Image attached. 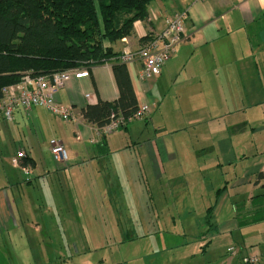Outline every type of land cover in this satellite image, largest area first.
Returning a JSON list of instances; mask_svg holds the SVG:
<instances>
[{"label": "crops", "instance_id": "crops-1", "mask_svg": "<svg viewBox=\"0 0 264 264\" xmlns=\"http://www.w3.org/2000/svg\"><path fill=\"white\" fill-rule=\"evenodd\" d=\"M181 13L183 40L157 77L141 81V61L125 64L137 104L151 108L148 118L97 135L98 128L85 122L81 111L119 97L112 65ZM105 47L118 56L92 67L88 78L69 80L57 93L56 99L72 108L74 121L39 107L28 115L15 110L12 122L0 118V235L16 228L24 194L32 190L27 184L46 188L47 179L55 177L68 187L74 176L100 173L114 205L118 198L111 192L123 191L107 177L116 160L120 168L134 163L144 185L164 180L170 186L173 178L179 182L181 171L192 169L194 158L193 173L202 182L188 185L193 198H201L205 224L192 221L193 231L181 233L186 241L161 251L154 250L165 236L148 233L145 241L149 246L155 241L154 250L132 264H242L245 257L264 264V0H156L149 5L147 22L134 23L131 37ZM51 139L63 144L67 164L54 161ZM192 142L201 143L198 151L188 145ZM4 144L14 151L10 158L2 151ZM20 151L32 164L28 180L13 166ZM205 208H212L213 215ZM230 247L233 253L227 252Z\"/></svg>", "mask_w": 264, "mask_h": 264}, {"label": "rangeland", "instance_id": "rangeland-1", "mask_svg": "<svg viewBox=\"0 0 264 264\" xmlns=\"http://www.w3.org/2000/svg\"><path fill=\"white\" fill-rule=\"evenodd\" d=\"M10 141L8 137L6 143ZM200 144L188 145L198 151ZM2 151L8 158L14 154L6 144ZM20 152L23 162L26 154ZM190 161L196 162L194 158ZM194 163L192 169L181 171L177 184L173 178L170 186L164 180L152 186L144 185L134 163L120 168L116 160V168L107 177L123 191L115 188L111 192L118 198L114 205L108 201L105 175L100 173L74 176L68 187L59 185L55 177L47 179L46 188L27 184L32 190L24 194L26 202L19 208L16 228L0 235V264H132L154 250L155 241L150 246L145 241L148 233L160 231L165 236L157 240L154 251L183 243L188 237L183 239L181 233L193 231L192 221L194 226L195 221L205 224L201 198H193L195 192L188 185L202 182L201 175L193 173ZM208 213L213 215L212 208Z\"/></svg>", "mask_w": 264, "mask_h": 264}, {"label": "trees", "instance_id": "trees-1", "mask_svg": "<svg viewBox=\"0 0 264 264\" xmlns=\"http://www.w3.org/2000/svg\"><path fill=\"white\" fill-rule=\"evenodd\" d=\"M154 1L0 0V89L19 83L26 75L90 71L111 62L118 54L105 43L131 37L135 22H147ZM149 39L141 38V46ZM112 71L119 97L81 111L84 121L97 128L113 115L129 118L138 106L125 64L114 63ZM29 164L28 158L22 162Z\"/></svg>", "mask_w": 264, "mask_h": 264}, {"label": "built area", "instance_id": "built-area-1", "mask_svg": "<svg viewBox=\"0 0 264 264\" xmlns=\"http://www.w3.org/2000/svg\"><path fill=\"white\" fill-rule=\"evenodd\" d=\"M185 15L175 14L165 20V27L162 32L150 36L136 52H125L120 60L124 64L131 63L133 60L141 61L139 79L141 81H150L157 77L166 62L175 53L176 47L183 40ZM89 77V71L85 68L71 69L51 74L50 76H24L23 79L13 85L0 89V118L11 122L14 111L27 110L35 107L44 109L46 112L63 121H74L73 110L70 106L61 104L57 99L58 91L71 79H83ZM151 112L148 104H139L136 110L127 119L120 115L111 116L110 121L103 127L98 128L97 135L106 136L112 134L123 127L128 121L146 120ZM49 152L54 161L61 164H67L68 154L63 144L57 139L49 141ZM24 155L22 152L16 154L13 166L19 167L27 176L29 168L22 165ZM227 252H234L230 247ZM242 264H256L254 257H245Z\"/></svg>", "mask_w": 264, "mask_h": 264}]
</instances>
